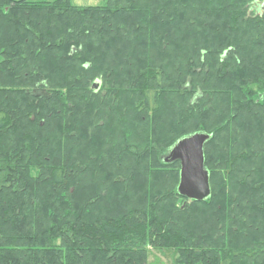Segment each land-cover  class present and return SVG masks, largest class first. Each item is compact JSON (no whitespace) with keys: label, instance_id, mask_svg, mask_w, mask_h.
Returning a JSON list of instances; mask_svg holds the SVG:
<instances>
[{"label":"trees","instance_id":"16d2710c","mask_svg":"<svg viewBox=\"0 0 264 264\" xmlns=\"http://www.w3.org/2000/svg\"><path fill=\"white\" fill-rule=\"evenodd\" d=\"M199 131L195 200L163 155ZM149 246L264 264V0H0V264Z\"/></svg>","mask_w":264,"mask_h":264},{"label":"water","instance_id":"95a60500","mask_svg":"<svg viewBox=\"0 0 264 264\" xmlns=\"http://www.w3.org/2000/svg\"><path fill=\"white\" fill-rule=\"evenodd\" d=\"M98 88V80L93 82ZM206 132H193L178 138L163 155V160L178 159L179 180L177 191L190 199L202 200L210 194L208 170L204 165V142L208 138Z\"/></svg>","mask_w":264,"mask_h":264},{"label":"rangeland","instance_id":"374dc122","mask_svg":"<svg viewBox=\"0 0 264 264\" xmlns=\"http://www.w3.org/2000/svg\"><path fill=\"white\" fill-rule=\"evenodd\" d=\"M75 4H96L103 0H71ZM177 251L174 248H154L147 250V264H179L176 261Z\"/></svg>","mask_w":264,"mask_h":264}]
</instances>
